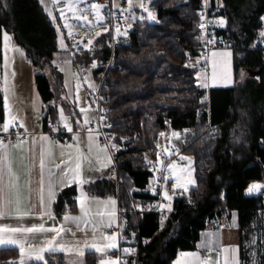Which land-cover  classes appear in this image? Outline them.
<instances>
[{"label": "trees", "instance_id": "trees-1", "mask_svg": "<svg viewBox=\"0 0 264 264\" xmlns=\"http://www.w3.org/2000/svg\"><path fill=\"white\" fill-rule=\"evenodd\" d=\"M198 2L152 0L149 7L160 23L140 22L130 45L117 46L115 66L108 70L102 85L105 96L102 104L109 109L106 119L118 138L114 156L123 179L119 185L123 234L138 244V252L131 259L135 264H173L180 251L197 249L202 232L212 221L224 215L231 217L233 213L237 220L240 264L246 260L252 264L248 255L252 252L264 259L261 251L264 197L262 191L246 194L252 182H264V146L260 142L264 138V51L247 47L261 27L257 21L264 16V0H223L227 27L236 41L235 77H240L241 69H251L260 70V79L250 76L244 84L209 89L198 83L199 64L192 66L201 43L196 40L199 18L194 13ZM8 3L7 10H0V28L7 30L32 61L38 87L51 110L49 103L54 93L45 70L52 66L59 49L56 30L59 20L54 25L39 0H8ZM108 41L109 34L97 40L92 52H74L76 66L107 59ZM1 46L2 35L0 123L5 118ZM98 73H94L97 81ZM241 127L247 132L246 145L236 142ZM134 132H138L139 139L122 146V140L132 137ZM160 133L170 136L185 157L193 158L198 185V191L190 192L191 205L177 190L174 211L168 213L163 230L159 228L157 213L130 212L132 203L152 198L150 180L160 165L155 153ZM113 186L116 190L114 180ZM76 195L75 186L62 189L54 202L55 213L60 216L75 211ZM254 236L258 247H249L248 241ZM97 256L88 252L86 264H96ZM18 257L17 248L0 250V259L5 264ZM45 261L66 264L63 253L58 252L46 254Z\"/></svg>", "mask_w": 264, "mask_h": 264}, {"label": "crops", "instance_id": "crops-1", "mask_svg": "<svg viewBox=\"0 0 264 264\" xmlns=\"http://www.w3.org/2000/svg\"><path fill=\"white\" fill-rule=\"evenodd\" d=\"M95 1L99 2L100 4L102 2V0H88L89 3H95ZM121 2L122 0H115V4L120 5ZM145 3L147 4L146 0ZM133 7H136V9L138 10L140 9L136 6L135 0ZM56 11L58 10H54L53 14L58 17V12ZM101 14L104 16V20L98 23L95 18V13L89 11L87 16L91 21L90 25L84 21L73 19L72 17L68 20L67 23L72 25L71 36H77L81 39L80 40L79 38H76V40H73V44L79 42H83V44H86L88 39H92L94 43L91 45V48H93V46L97 44L96 42L99 38H102L109 34V31L104 32V28L109 29V5L101 9ZM59 18L60 17H58L57 20H59ZM62 30L67 34L69 32V29L67 28H62ZM96 32H101V36L96 37ZM77 40H79V42ZM10 43L13 47H19L14 43L13 38ZM1 48L4 57L3 37ZM79 50H84L82 45ZM79 50L73 47V45L72 48L67 47V50H62L60 48L59 42V49L58 52L55 53L54 57L55 64L52 63V66L47 67L45 70L49 77L50 85L54 93V97L49 103V105L52 106L51 110H48V108L46 107V101L38 87L36 74L32 63H29L27 57L26 59H21L18 53L11 51L7 53L10 58H13L12 63L7 69L9 85H14V94L10 96L9 103L12 107L13 113L18 116V119L16 121L23 123L24 129H27V139L20 148L9 146L7 149L8 160L11 162L13 171L15 173L14 179L18 178L16 182L18 183V191L20 194L19 210L20 213H23V215L18 214L15 210L16 206L13 205L11 211L7 212L4 216L0 217V226H3L5 228H30L34 225L39 226L40 224H44L45 228L55 226L57 228L64 229V231L61 232L59 236H56V234L52 232L15 234L16 238L21 239L25 243L26 247L31 246L32 248L33 256L31 259L26 258L25 264L44 263L46 254H50L52 252L43 253L44 261L36 260L35 254L40 248L45 246L48 240H51L54 236H56L55 243L57 245H64V247L66 248L70 246H77L79 243L85 245L88 242L84 241L85 239H82L83 236L87 237L89 235H93V231L85 230L82 227H78L77 222L73 220L66 221L63 219V216L65 214L70 215L71 213L72 215H78L80 213L81 208L79 200H77V207L75 211H69L60 216L54 211V202L58 195L50 204L48 201V186L50 175L55 176L54 182L57 184V193H59L62 189L66 188L62 184H60V180L62 179V175L65 170L61 161H68L69 157L71 156L72 166L74 167L76 163V157L78 155L83 154L85 157L94 158L98 151L97 146L101 148L105 146L98 134L81 132V129L83 128L82 126L84 125L83 121L85 115L87 116L90 122L96 120L97 108L90 99V93L92 89L88 87L89 83L95 85V74L93 73L91 75L86 73L85 71H83V67L81 68L76 66L75 62L73 61L74 52ZM60 68H63L64 71L61 72L59 70ZM5 71L6 70L4 68L3 60V74L1 82L2 90L4 88ZM13 71L16 73L14 77L12 75ZM77 74L80 76V81L76 78ZM249 78L250 76L245 75L242 79L240 75V77L236 80L235 84L233 85L212 86L210 84H207L208 87L205 88L209 89L211 87H232L238 84H244ZM78 83L80 86L77 92ZM77 95L79 96V99L76 98ZM33 102L35 103V108H33ZM89 106L90 110L86 114L73 115L74 113H79L80 108H89ZM60 109H63L64 115L65 117H67V121H61L62 124L64 125V123L67 122L73 128L72 132H68L67 138L65 140H58L54 136L46 132H42L39 126L37 125V121L41 117H49L60 120ZM6 118L7 114L5 113L4 119ZM77 120H79V124L76 123ZM3 122L0 123V129H2ZM41 135L49 136L50 141L54 142L51 146V154H49L48 152L49 142L40 140ZM73 137H77V139H73ZM34 139L35 143H33ZM90 145L92 148L91 153L88 152V148ZM4 152L5 150L0 149V156L4 155ZM42 152L45 167L43 170V191L41 192V170L39 164ZM100 155H110L112 157V153L109 148L107 149L106 153H100ZM190 158L193 162V158ZM58 164L61 165L59 169L56 168V165ZM109 167L103 168L98 163H94L92 166H90L87 162V159H85L83 161V176L87 182L84 183L83 186L79 184L73 185L76 187L77 190L76 197L79 196L81 187L83 192L87 196H89L88 206L92 207V211H97L98 208L95 209L96 207L102 208L101 205H104L103 202H98V198L104 199L115 197L117 201L118 213L119 200L117 197V192L113 186V179L110 178L107 174V170ZM0 175H2V180H0V186H3L8 181L7 169L5 168L4 172L0 173ZM171 179L173 180V177ZM41 195L44 196L45 204L48 205L51 209V212L46 213L43 218H41L40 216V212L42 211V209L39 205V198ZM52 215L56 217L55 220L50 219V216ZM232 217L233 215L228 218L224 215L212 221L208 225L207 229L202 232L201 238L202 236H208L209 233L219 232L218 227L223 224L225 220H229ZM119 221L120 216L118 214L116 223L118 224ZM116 223L112 224V226L117 225ZM0 235H5L7 237L8 234L3 233ZM237 236L239 241V235L237 234ZM14 248H17L19 253L18 246ZM222 249L221 256L223 257ZM114 250L115 249L109 250L107 253H112ZM239 250L240 249L238 246V251ZM57 252L63 253L66 264H86V255L88 254V252L97 253L95 250L87 249L86 251H83L84 254L81 256L72 248L71 251L66 250L63 252ZM239 254L238 258L240 259ZM206 255L207 254L204 253V257ZM103 256L105 255L103 254ZM177 257L175 259H177ZM19 258L20 257L11 261H17L18 264ZM99 258L100 257L98 255L96 259L98 260ZM3 263L5 264V262ZM96 264L98 263L96 262Z\"/></svg>", "mask_w": 264, "mask_h": 264}, {"label": "snow or ice", "instance_id": "snow-or-ice-1", "mask_svg": "<svg viewBox=\"0 0 264 264\" xmlns=\"http://www.w3.org/2000/svg\"><path fill=\"white\" fill-rule=\"evenodd\" d=\"M86 2V0H39V3L41 4L44 12L51 18L53 24L55 25L57 17L53 14L54 10H58L59 16L61 19H65L67 21V17L65 15L66 11L72 12L73 14L77 12H83L87 11L88 9H82L78 7V5H82ZM148 4L152 3V0H147ZM66 3V8L58 7L60 4ZM114 7L118 9L121 13L127 10H131L132 7L134 6V0H127V9H122L119 7L118 4H115V0H113ZM214 3L215 7L217 9H222L225 8L226 5L223 3V0H201V11L198 13L200 17V23L197 25L198 29L201 31V35L196 37L197 41H202L205 45L208 44H215L217 42V37L213 33H207L206 29L208 25L211 24H216L220 27H224L228 21L222 17L218 16L216 19L211 20L206 18V13L203 11V9H206L210 6V4ZM135 4L138 8H140L143 13L147 14V17L144 15H141L139 18L141 20H144L147 18L150 21H154L156 23H160V21L157 19V16L155 13L147 6L145 3V0H135ZM10 7L8 0H0V10H7ZM106 7L105 5H101L99 3H92L90 5V9L92 12L95 13V18L96 21L102 22L104 20V16L101 14V9ZM74 18L76 20L84 21L88 23L89 25L91 24V21L89 20V17L87 15H75ZM135 18V17H133ZM127 19V17H125ZM261 28L257 29L254 33V35L257 37V43L249 45V47L255 49L259 46V44L264 43V16H260L258 21ZM64 28L69 29L68 35L71 36V28L72 25L65 22L63 25ZM128 28H131V25L127 26ZM57 32H60V27L56 26ZM108 28H104V32H108ZM115 33L117 36L123 35L124 37H128L129 33L127 29L121 30L119 26H116L115 28ZM101 32H96L95 36L99 37L101 36ZM0 35L3 37V49H4V68H5V74H4V100H3V109L4 112L7 114V118L4 119L2 129H0V132L2 133H9L10 127L14 124V122L18 119V116L13 113L12 107L9 103L10 96L13 95V89L14 85L10 86L8 82V72L7 69L9 68L10 64L12 63V59L10 58L7 53L9 51L18 53L21 59H26V55L23 49L19 47H13L11 46V40L12 36L9 35L7 30L0 28ZM210 37V38H209ZM247 37H242L241 39H246ZM94 43L92 39H88L86 44H83V42L79 43H74L73 47L77 48L78 50L80 49L81 45L83 46L84 50L88 52H92L93 49L91 48V45ZM60 47L62 50H67V45L64 43V36L61 34L60 36ZM111 47V45H109ZM186 55H189L186 53ZM212 55L215 57L216 55H224L227 57H231L232 53L231 52H224V53H217L213 52ZM70 62V61H69ZM29 63H32V61H29ZM195 63H198V61L193 62V67L195 66ZM53 64H55V61H53ZM109 64H112V61H109ZM186 67L188 65H185ZM98 67V62L94 59L91 65L92 69H96ZM61 72L64 71L63 68L59 69ZM13 77L16 75V73L13 71L12 72ZM241 78L243 79V70L241 71ZM86 79V78H85ZM213 79H215V65L213 67ZM260 77L257 76V80H259ZM79 83L77 84V92L79 89ZM203 87H208L207 84L202 85ZM88 87L90 89H95V85L92 83L88 84ZM79 99V96L77 95L76 97ZM102 100L103 97H100ZM33 108H35V103L33 102ZM90 110L89 108H80L79 113H74L73 115H79V114H86ZM103 111V110H101ZM60 121H67V117H65L63 109H60ZM101 121L105 119L103 115L100 116L99 118ZM84 124L88 125L90 123L89 119L85 115L84 118ZM77 124H79V120L76 121ZM64 128L67 129L68 132H72L73 128L70 124L67 122L64 123ZM107 127L111 128V124H106ZM19 127L24 128V124L21 123ZM57 128L55 126L50 125V131H56ZM25 132H27V129L25 128ZM161 136L164 135V133H160ZM173 136H178L177 133H173ZM73 139H77V137H73ZM113 139H118L117 137H113ZM119 139H123L122 137ZM40 140L42 141H48L49 142V148L48 152L51 154V146L54 143L53 141H50L49 136L47 135H41ZM262 144H264V138L261 139L260 141ZM25 143L24 140L20 139V134H17V140L13 144V142L9 139L7 143L5 142L4 138L0 136V149L5 150L4 155L0 156V173L4 172V169H7V175H8V181L6 184L3 186H0V217L4 216L7 212L11 211L13 208V205H15V210L18 214L23 215V213H20L19 210V204H20V194L18 191V183L16 182L18 178L14 179L15 173L13 171V167L11 162L8 160V155H7V149L11 145L12 147L15 148H20L23 144ZM33 143H35V139L33 140ZM71 147V146H68ZM111 148H117L116 144H111V145H105L104 147H99L97 154L95 155L94 158L92 157H85L83 154L78 155L76 157V163L75 166H72V157L70 156L68 161H61V163L64 166V172L62 175V179L60 180V184H62L66 188H71L75 184H79L83 186L84 183H86V179L83 176V161L87 159V162L90 166H92L94 163L100 164L103 168H107L112 164V157L110 155H104L101 156L100 153H106L107 149ZM119 150V149H117ZM79 151V149H78ZM88 152H92L91 145L88 148ZM145 159L147 157L145 156ZM182 160L188 161V167H181L177 171V166L175 164H169L167 165V170L170 171L175 179V183L172 184V191L173 195H169V192L167 191V188L165 187V190L162 193V198L164 201H167V203H161L157 205L159 209L162 210L163 212H168L171 213L174 211L173 206H172V201L174 196L177 194V190L179 191V195L187 199L188 203L191 205L192 204V199L190 192L191 191H198V185L196 178L194 176V169L191 167L192 160L190 157H181ZM149 163H151L149 161ZM40 170H41V192L43 191V170L45 167L44 164V159H43V152L41 153V159H40ZM61 165H56V168L59 169ZM0 180H2V175H0ZM164 181H168L169 177L164 176L163 177ZM55 181V176L50 175L49 178V186H48V201L49 204L55 199V197L58 195L56 188L57 184L54 182ZM152 191L156 194H159L156 189H152ZM264 191V182H252L248 188L246 189V194H252L255 192H260ZM221 198H223V194H221ZM73 200H79L80 201V208L81 212L83 213L84 217H87L89 209L87 207L88 204V197L87 195L83 192L82 187L81 191L78 197H73ZM109 203L115 204V200H110ZM39 205L42 209L40 212L41 218L46 213H50L51 209L48 205L45 204V199L44 196L41 195L39 198ZM135 207V205H134ZM234 217V222H235V213L231 214ZM83 217H72L68 214H65L63 216L64 220H73L77 223L81 221ZM50 219L55 220L56 217L54 215L50 216ZM168 220L167 215H162L161 219L159 221V228L160 230H163L165 226V222ZM127 223V222H125ZM108 228L112 227L111 221L107 225ZM63 228H57L55 226L50 227V228H45L44 224H40L39 226H32L30 228H12L8 227L5 228L3 226H0V234L7 233V237L5 235H0V250L8 249L10 246L11 247H17L19 248V262L18 264H25V260L31 259L33 256L32 248L31 246H25V243L19 239L16 238L15 234H22V233H36V232H52L55 233L56 236H59L61 232H63ZM99 231L98 229H94L93 234L95 235L96 232ZM135 233H132V236L135 237ZM56 236H54L51 240H48L45 244L44 247L40 248L36 254H35V259L44 261V255L43 253L45 252H63L69 249H65L64 245H57L55 243ZM261 238L264 239V233H261ZM145 243H148V241H145ZM214 246V242L212 240H208L205 243L201 244V248L206 249L208 252H211V248ZM248 246L249 247H258L257 242H256V237H252L248 241ZM85 248H91L94 249L97 253L101 254H106L108 250L116 249L118 247V241H117V233H113L111 235H104L101 233L100 235V240L98 242L92 243L91 245H88L87 243L84 245ZM222 251L227 254L229 251L233 253L232 257L229 258L228 255L224 256V261L223 264H240L239 259L235 255V253L238 251L237 248H232L229 249L227 247L223 248ZM262 253H264V248L261 249ZM124 254L131 256L136 252V249L131 248V247H126L123 249ZM84 253L81 251L79 255H83ZM250 258H252V264H264V259H259L256 256V253L252 252L248 254ZM6 264H17V261H7ZM44 264H47L46 261H44ZM98 264H135L134 260H129V261H122L119 258L117 259H100ZM173 264H213L210 256H205L201 258L198 253H187V252H181L179 254V258H177L175 261H173ZM216 264H219V261L216 262ZM245 264H247V260L245 261Z\"/></svg>", "mask_w": 264, "mask_h": 264}, {"label": "built area", "instance_id": "built-area-1", "mask_svg": "<svg viewBox=\"0 0 264 264\" xmlns=\"http://www.w3.org/2000/svg\"><path fill=\"white\" fill-rule=\"evenodd\" d=\"M119 7L122 9H127L128 8L127 0H122ZM200 11H201V0H199V2L194 7V13L198 16L199 23H200V17L198 13ZM203 11L206 13L207 19L214 20L218 16H222L225 19H227L226 9L225 8L217 9L214 3L210 4L208 8L203 9ZM141 15L147 17L146 13H143V11L140 9L139 10L136 9V7H132L131 10H127L121 13L120 11H118L116 7H114L113 0L110 1L109 4V45H111V47H109L110 54L107 59L101 58V60L99 61L100 64L98 63V67L96 69H93V73L99 72L98 74L100 76V79L98 80L95 89L94 90L92 89L90 93V99L97 108V117L96 120L90 122L88 125L84 124L82 126L83 128L81 129V132L98 134L105 145H111L113 143L116 144L117 139H113V137H117V134L112 130V127L109 128L106 126V124L112 125V123L106 119V115L109 109L104 107L102 104L103 101L105 100V96L102 92L103 81L108 70L115 66V52L117 46L119 44L126 46L130 45L132 35L138 32L139 23L148 20L147 18L141 20L139 18ZM125 17H127V19H125ZM128 25H131V28H128L127 27ZM116 26H119L122 31L127 29L129 33L128 37H124L123 35L117 36L115 33ZM260 28L261 27H259L258 29ZM206 31L207 33H213L217 37V42L215 44L205 45L202 41H200L201 43H200L198 56L203 58V61L201 62L202 69L207 67V59L211 52L215 50L234 51L236 48L235 38L232 36L229 28L227 27V24L224 27H220L216 24H211L208 25ZM199 35H201L200 30H199ZM256 43H257V37L254 36L252 44H256ZM247 47L249 49H253L249 46ZM255 49L264 51V43L259 44V46ZM109 61H112V64H109ZM92 62L93 61L89 62L90 67L92 65ZM100 97H103V99L101 100ZM101 115L105 117L103 121L99 119ZM20 124H21L20 122L16 121L10 127L9 133L0 132V136L4 138L6 143L10 139L14 144L17 140V134H20V139L26 141L27 132H25L24 128L19 127ZM37 125L39 126L42 132H46L54 136L58 140H65L67 138L68 131L64 128L62 122L58 119L41 117L38 119ZM50 125L55 126L57 130L54 132L50 131ZM137 139H139V134L138 132H134L132 137L124 138L121 144L123 146L129 144L130 141ZM261 145L264 146V144L262 143ZM109 150L112 153L113 163L108 168L107 174L110 178L114 180L116 184V192L119 199L120 198L119 185L123 179L122 176L120 175L119 167L115 160L114 148L109 147ZM155 153L158 159L160 160V165L154 169L153 176L150 180V192L152 198L133 203L130 212L138 213V214L153 212V213H157L159 218L161 219L162 215H168V212L165 211L162 213V210L159 209V207H157V205L161 203H166V201H164L162 198V193L168 184V181L166 182L163 180V177L167 176V171H168L167 165L175 163L180 167H184L187 165V161L181 159V157H185V155L181 152L180 148L171 140L170 136L166 134L160 137V141L157 144ZM152 189H156L159 194L154 193ZM260 192H257L256 194H259ZM261 193L264 197V191H262ZM263 204H264V198H263ZM123 212L124 211L120 209L119 215L121 216ZM103 233L105 234L117 233L118 235V247L116 248V250L112 252L113 259L119 258L122 261H129L132 259L133 256L137 254L138 244L134 238H128L124 236L121 221H119L117 225H114L111 228L108 227L104 228ZM126 247L134 248L136 249V252L131 256L124 254L123 249ZM96 262L98 263L99 260H97ZM0 264H3V261L1 259H0Z\"/></svg>", "mask_w": 264, "mask_h": 264}, {"label": "rangeland", "instance_id": "rangeland-1", "mask_svg": "<svg viewBox=\"0 0 264 264\" xmlns=\"http://www.w3.org/2000/svg\"><path fill=\"white\" fill-rule=\"evenodd\" d=\"M110 1L111 0H102L101 4L108 6L110 4ZM146 2H147V0H146ZM91 3H93V2H91ZM91 3H89L88 0H86V2L84 4L78 5V7L82 8V9H88L87 11H83L82 13L77 12V13L73 14L72 12L66 11L65 15L67 17V21H65V19L59 18L61 24L59 22L56 23V26L60 27L59 42H60L61 34L64 36V43L67 45V47H70V48L73 45V40H76V38L80 39V37H77V36L72 37V36H69L67 33H65L62 30V28H64L63 24H65V22H68V20L71 19V17L73 19H75L74 18L75 15H81V14L87 15L89 13V11H91V9H90ZM95 3H99V2L95 1ZM147 6L149 7L148 2H147ZM58 7L66 8V3H62ZM56 12H58V11H56ZM153 12L155 13V11H153ZM155 15H156V13H155ZM58 17H60L59 12H58ZM77 41L79 42V40H77ZM108 44H109V41H108ZM94 46H93V48H94ZM226 51L232 53L231 57H227L224 55H216L214 57L212 55L213 52L224 53ZM76 52H78V51H76ZM213 52H211L209 54L208 59H207V67L204 69L201 68V62L203 61V58L200 56H198L196 58V61H198V64H199V70L197 72V79H198L199 85L202 86L204 84H210L212 86H218V85L230 86V85L235 84L237 79L235 77V72H234L235 70H234V65H233L234 64V53H233V51H231V50H215ZM100 60H101V58L99 60H96V61L99 63ZM214 65H215V79H213V67H214ZM82 67H83V71H85L86 73L91 74V75L93 74V69L89 66V64L83 65V66H81V68ZM101 67H102V65H101ZM242 70H243V77L245 75L246 76H254L253 74H251L248 71V69H245V70L241 69L240 75H241ZM76 78H77V80L80 81V76L78 74H77ZM94 83L96 86L98 81L96 80ZM53 84H54V82H53ZM243 127L240 128L241 131L237 135L236 142L237 143L240 142L241 144L246 145L247 144V132H246L245 128H243ZM172 164H175V163H172ZM175 165L177 166V171H178L179 168H181V167L178 166L177 164H175ZM188 166L189 165H188V161H187V165L184 167H188ZM191 167L194 169V163L193 162L191 163ZM167 176L169 177V180H168V184H167L166 188H167V191L169 192V195H173L172 184L175 183V179H174L173 174L170 171H167ZM194 176H195V174H194ZM172 177H173V180L171 179ZM172 182H174V183H172ZM256 193L257 192H255V194ZM87 197L89 198V196H87ZM110 200L116 201L115 197L104 198V199L98 198V202H103L104 205H101L102 208L96 207L95 209L98 208L97 211H92V207L90 206L91 207L90 208L87 204V207L89 209L87 217L83 216V213L81 212V210H80V213L78 214L79 216L78 215H72L70 213V216L83 217L81 219V221L79 222V224L77 223L78 227H82L85 230H91V231H94V229L99 230L96 232L95 235L93 234V235H89L87 237L83 236L82 239H85L84 241H87L88 245H91L92 243L98 242L100 240L101 233L104 235H111V234L103 233V229L105 227H107V225L110 221L112 224H115L117 222V217L119 214L120 205H119V209H118V213H117V201L113 205V204L109 203ZM173 200H174V198H173ZM119 202H120V200H119ZM166 203H167V201H166ZM99 206H100V204H99ZM172 206H173V201H172ZM66 221H69V220H66ZM120 221H121V216H120ZM218 230H219V232L209 233V235L206 237L202 236V238H200L198 243H197V249L196 250L180 251L179 254L181 252L198 253L199 256L201 258H203L204 253H206L207 254L206 256H210L212 262L214 261L213 263L216 264V262L219 261V264H223L224 256L228 255L229 258H231L233 253L231 251H229V253H227V254H225L223 252V257H222L221 256L222 255L221 249L225 248V247L232 249V248H237L239 246L238 245L239 241H238V236H237L238 232H237L236 215H235V222H234V217L230 218L229 220H225L224 223L218 227ZM82 234H83V232H82ZM208 240H212L214 242V246L211 248V252H208L206 249L201 248V244L205 243ZM117 241H118V236H117ZM71 248L78 253H80L81 251L82 252L86 251L87 249L94 250L91 248H85L84 245L81 243H79L77 246L66 247L65 249H69L67 251H71ZM238 254H239V251H237L235 253L237 258L239 257ZM98 255L100 257L98 260H100L104 257H105L104 259H113L112 253H106V254H104L105 256H103V254H101V253H98ZM177 258H179V255ZM239 261H240V259H239Z\"/></svg>", "mask_w": 264, "mask_h": 264}, {"label": "water", "instance_id": "water-1", "mask_svg": "<svg viewBox=\"0 0 264 264\" xmlns=\"http://www.w3.org/2000/svg\"><path fill=\"white\" fill-rule=\"evenodd\" d=\"M248 71H249L251 74H253L254 76H259V75H260V70H258V71H253V70H251V69H248Z\"/></svg>", "mask_w": 264, "mask_h": 264}]
</instances>
